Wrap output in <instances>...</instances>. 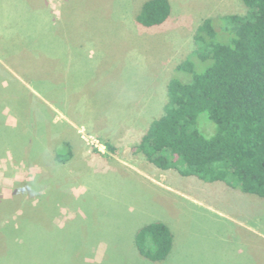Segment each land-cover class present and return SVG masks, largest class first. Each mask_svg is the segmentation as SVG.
<instances>
[{
    "label": "rangeland",
    "instance_id": "374dc122",
    "mask_svg": "<svg viewBox=\"0 0 264 264\" xmlns=\"http://www.w3.org/2000/svg\"><path fill=\"white\" fill-rule=\"evenodd\" d=\"M144 1L0 0V64L37 100L29 117L22 105L3 108L5 124L29 140L12 138L0 155V198L15 182L34 185L0 223V264H264V198L161 170L136 150L162 114L168 81L187 77L174 70L196 27L246 8L242 0H168L169 17L143 27L136 15ZM197 124L214 134L206 114ZM65 140L73 155L59 164L53 154ZM47 177L49 196L61 199L39 202ZM156 220L174 235L163 261L132 243L137 227Z\"/></svg>",
    "mask_w": 264,
    "mask_h": 264
},
{
    "label": "trees",
    "instance_id": "16d2710c",
    "mask_svg": "<svg viewBox=\"0 0 264 264\" xmlns=\"http://www.w3.org/2000/svg\"><path fill=\"white\" fill-rule=\"evenodd\" d=\"M18 1L32 6V0ZM242 2L244 13L206 17L196 27L193 49L174 70L186 73V80L172 77L168 81L162 114L142 133L136 150L161 170L174 169L182 176L204 182L221 181L230 188L264 198V0ZM169 14L168 0H145L136 22L143 27L158 26ZM27 25L24 27H30ZM24 49L25 43H21L20 51ZM2 76L7 78L8 86L1 84ZM23 89L19 80L0 64V155L13 148L14 138L20 142L29 140L23 129L9 128L3 114L5 104L11 110L22 105V114L26 117L32 114L28 104L37 100L34 94L22 95ZM8 91L13 95H6ZM43 110L47 109L43 107ZM202 113L215 125L211 136L198 128L197 119ZM103 144L107 151H115L109 142ZM72 155L71 144L65 140L55 149L53 159L62 164ZM47 178L51 183L46 182L39 202L61 199L49 196L52 179ZM33 185L34 181L15 182L12 196L0 198V223L11 206L24 201V187ZM173 240L170 227L158 220L140 225L132 234L134 247L151 261L167 259Z\"/></svg>",
    "mask_w": 264,
    "mask_h": 264
}]
</instances>
